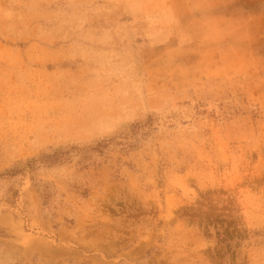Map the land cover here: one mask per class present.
Masks as SVG:
<instances>
[{"label":"rangeland","instance_id":"rangeland-1","mask_svg":"<svg viewBox=\"0 0 264 264\" xmlns=\"http://www.w3.org/2000/svg\"><path fill=\"white\" fill-rule=\"evenodd\" d=\"M0 264H264V13L0 0Z\"/></svg>","mask_w":264,"mask_h":264},{"label":"crops","instance_id":"crops-1","mask_svg":"<svg viewBox=\"0 0 264 264\" xmlns=\"http://www.w3.org/2000/svg\"><path fill=\"white\" fill-rule=\"evenodd\" d=\"M264 13V0H199V13ZM215 18V16H214Z\"/></svg>","mask_w":264,"mask_h":264}]
</instances>
